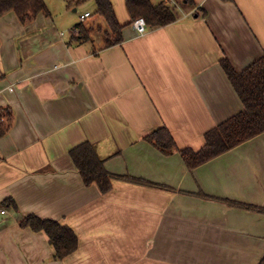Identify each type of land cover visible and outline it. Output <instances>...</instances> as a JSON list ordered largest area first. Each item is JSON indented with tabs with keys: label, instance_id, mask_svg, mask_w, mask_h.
<instances>
[{
	"label": "crops",
	"instance_id": "0c3cea01",
	"mask_svg": "<svg viewBox=\"0 0 264 264\" xmlns=\"http://www.w3.org/2000/svg\"><path fill=\"white\" fill-rule=\"evenodd\" d=\"M112 1L129 23L125 0ZM194 1L144 34L127 24L124 40L103 50L70 43L83 13L67 27L42 12L26 23L15 11L0 16V107L14 117L0 138V264L264 256V213L228 202L264 207V132L193 168L179 151L200 149L209 129L244 108L220 61L243 70L264 55V0ZM162 126L177 144L168 155L145 139ZM84 141L110 172L149 183L117 178L105 193L86 185L69 154ZM32 213L71 226L78 249L54 258L46 234L19 223Z\"/></svg>",
	"mask_w": 264,
	"mask_h": 264
},
{
	"label": "trees",
	"instance_id": "16d2710c",
	"mask_svg": "<svg viewBox=\"0 0 264 264\" xmlns=\"http://www.w3.org/2000/svg\"><path fill=\"white\" fill-rule=\"evenodd\" d=\"M64 1L68 7H74L86 0ZM94 2L96 8L90 12L88 20L90 16L94 15L93 21L99 23L97 28L103 29L104 38L103 44L99 45L100 50L121 43L124 40V27L140 17L145 19L147 28L160 27L179 18L182 9L180 5L185 8H193L196 4L194 0H159V2L155 0H125L130 21L123 24L117 16L112 0H94ZM9 11H15L23 23L31 21L41 12L47 16L52 15L45 0H0V16ZM83 21L84 19L79 21L70 30V43L80 44L95 40L91 36L94 25L87 22V19L85 22ZM220 63L244 108L209 129L205 133V141L200 149L194 150L186 147L179 150L183 160L190 168L211 160L264 132V55L243 70H237L227 57H223ZM13 122L14 117L11 109L0 107V138L10 131ZM145 139L166 155L171 154L177 148L172 133L165 126L149 132L145 135ZM69 154L81 173L84 183L86 185L96 184L103 193L112 189L113 180L117 178H125L139 183L148 182L130 174L118 175L107 170L106 159L101 157L96 144L91 141L77 144L70 149ZM6 202H12L17 207L13 200L8 199ZM228 202L235 206L264 213L262 206L236 200H228ZM19 223L22 227L44 232L54 248V258L56 259H65L79 247L77 233L71 226L63 224L59 220L41 218L32 213L24 216ZM257 264H264V256Z\"/></svg>",
	"mask_w": 264,
	"mask_h": 264
},
{
	"label": "rangeland",
	"instance_id": "374dc122",
	"mask_svg": "<svg viewBox=\"0 0 264 264\" xmlns=\"http://www.w3.org/2000/svg\"><path fill=\"white\" fill-rule=\"evenodd\" d=\"M47 5L49 6L53 18L56 22H59L62 27H67L69 25H72L76 22V20H80V15L84 13L86 10H92L96 8V4L94 0H86L83 3L79 4L77 7V11H74V7H68L66 2L64 0H46ZM156 2H159V0H156ZM64 5V6H63ZM182 8V5H180ZM183 8H185L183 6ZM67 12V16H66ZM95 19V16L89 17L90 24H93V30L91 31V36L99 43L103 44L102 40L104 38L103 29L97 28L99 23L97 21H93ZM85 20V19H84ZM68 30H65V32Z\"/></svg>",
	"mask_w": 264,
	"mask_h": 264
},
{
	"label": "built area",
	"instance_id": "2783aa9c",
	"mask_svg": "<svg viewBox=\"0 0 264 264\" xmlns=\"http://www.w3.org/2000/svg\"><path fill=\"white\" fill-rule=\"evenodd\" d=\"M90 15V12H85L81 15V19H85L86 17H88ZM133 26L135 27V29L137 30L138 34H144L147 31V24L146 21L143 17H140L136 20L133 21Z\"/></svg>",
	"mask_w": 264,
	"mask_h": 264
}]
</instances>
